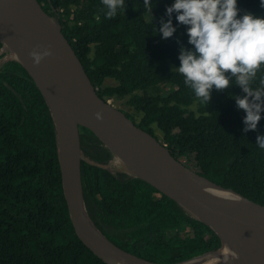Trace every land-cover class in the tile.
<instances>
[{"label":"trees","instance_id":"trees-1","mask_svg":"<svg viewBox=\"0 0 264 264\" xmlns=\"http://www.w3.org/2000/svg\"><path fill=\"white\" fill-rule=\"evenodd\" d=\"M38 1L60 25L102 98H125L135 111L125 114L152 134L155 124L162 143L185 165L264 204V150L256 145L257 136L264 135V113L257 130L244 132L246 113L230 97L246 94L234 81L224 91L214 88L206 105L172 71L180 67L181 47L193 49L188 26L179 24L175 13L173 37L165 40L158 31L175 0H152V12L144 9V0H126L113 19L106 18L101 0ZM237 2L240 16L264 17L261 0ZM6 48L0 38V264H112L74 229L53 111L34 75ZM164 84L172 87L166 95ZM214 137L234 153L207 159ZM80 146L83 201L109 241L157 264H179L223 247L209 224L116 163L86 127L80 128Z\"/></svg>","mask_w":264,"mask_h":264},{"label":"water","instance_id":"water-1","mask_svg":"<svg viewBox=\"0 0 264 264\" xmlns=\"http://www.w3.org/2000/svg\"><path fill=\"white\" fill-rule=\"evenodd\" d=\"M26 2L33 15L14 12L0 0V38L7 49L16 51L23 59L13 54L9 56L28 67L51 106L59 134L64 194L74 229L82 241L112 264H115V259L157 264L115 245L100 233L101 239L86 226L82 214V205L85 207V204L80 178V128L86 127L128 171L175 199L192 215L209 224L221 239L219 229L229 230L249 264H264V204L252 201L191 169L154 134L139 127L122 109L102 98L60 25L54 33L50 31L43 22L54 18L38 0ZM38 44L50 45L54 55L34 67L29 53ZM97 112H102L103 120L96 119ZM201 181L229 191L234 197L205 190L198 185Z\"/></svg>","mask_w":264,"mask_h":264},{"label":"clouds","instance_id":"clouds-1","mask_svg":"<svg viewBox=\"0 0 264 264\" xmlns=\"http://www.w3.org/2000/svg\"><path fill=\"white\" fill-rule=\"evenodd\" d=\"M101 2L107 19L115 18L118 10L126 8V0ZM143 7L152 12V0H144ZM173 13L179 24L188 26V43L193 49L181 47L180 67L172 71L182 75L184 85L206 105L212 99L214 88L224 91L234 81L246 94L230 97L246 113L243 131L257 130L264 113V72L261 71L264 69V17L251 12L240 16L237 0H175L166 9L167 22L161 18L158 31L165 40L177 30L172 22ZM29 55L33 66L38 67L54 53L50 45L38 44ZM258 73L261 74L257 84ZM95 115L96 119L103 120L102 112ZM256 145L264 150V135L257 136Z\"/></svg>","mask_w":264,"mask_h":264},{"label":"bare ground","instance_id":"bare-ground-1","mask_svg":"<svg viewBox=\"0 0 264 264\" xmlns=\"http://www.w3.org/2000/svg\"><path fill=\"white\" fill-rule=\"evenodd\" d=\"M9 9L13 10L14 12L20 13V14H27V15H33L32 11L26 2V0H1ZM43 24L53 33L58 29L53 19L49 18L48 20L44 21ZM12 54L14 56L20 57V55L12 50ZM23 60V59H22ZM198 185L205 190H212V191H219L221 194L227 196V197H234V194L229 191H222L220 188L214 186L212 183L207 181H201L198 183ZM82 214L84 217V221L88 229L96 234L97 236H100V232L97 230L89 216L87 215V212L85 210V207L82 205ZM222 239L224 241L223 247L219 252H213L206 254L201 257H197L193 259L191 262L186 264H249L243 251H241L235 244V241L232 237V234L227 229H219ZM101 239H103L101 237ZM227 257V258H225ZM115 264H151L148 262H144L141 260H114Z\"/></svg>","mask_w":264,"mask_h":264},{"label":"rangeland","instance_id":"rangeland-1","mask_svg":"<svg viewBox=\"0 0 264 264\" xmlns=\"http://www.w3.org/2000/svg\"><path fill=\"white\" fill-rule=\"evenodd\" d=\"M46 10L50 12V8L48 6L46 7ZM54 24L57 28L59 27V24L56 21L54 22ZM107 83L113 84L114 80L109 79V80H107ZM171 90H172V87L170 85L164 84L161 86V92L163 95L168 94ZM110 100H111V103L114 104L116 107H118L122 110H125L126 112L135 113V111L132 107L126 105V103H125L126 99L125 98L110 99ZM152 129L154 131L155 136L163 142L164 135L162 134L161 130L155 124L152 125ZM210 142H211L210 143L211 147L206 150L210 154L209 156H207V159H220V160H222L223 158H226V157H228L234 153V149L233 150L230 149L227 144L223 143L222 139L219 140V139H217V137H214L213 139H211ZM179 154H182L181 151L179 152ZM220 157H222V158H220ZM115 162L120 164L119 160H117ZM216 166L218 168H220L221 167L220 162L217 161ZM219 251H217V252H219ZM197 257H199V256H195L194 258H197Z\"/></svg>","mask_w":264,"mask_h":264},{"label":"built area","instance_id":"built-area-1","mask_svg":"<svg viewBox=\"0 0 264 264\" xmlns=\"http://www.w3.org/2000/svg\"><path fill=\"white\" fill-rule=\"evenodd\" d=\"M109 101L111 102V100H110V99H109ZM163 144L167 146V143H163Z\"/></svg>","mask_w":264,"mask_h":264}]
</instances>
